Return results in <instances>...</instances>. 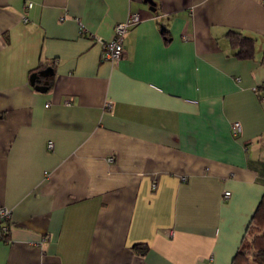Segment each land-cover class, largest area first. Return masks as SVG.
<instances>
[{"label":"crops","instance_id":"crops-1","mask_svg":"<svg viewBox=\"0 0 264 264\" xmlns=\"http://www.w3.org/2000/svg\"><path fill=\"white\" fill-rule=\"evenodd\" d=\"M262 94L264 0H0V264H231L264 192Z\"/></svg>","mask_w":264,"mask_h":264},{"label":"trees","instance_id":"trees-1","mask_svg":"<svg viewBox=\"0 0 264 264\" xmlns=\"http://www.w3.org/2000/svg\"><path fill=\"white\" fill-rule=\"evenodd\" d=\"M229 36L235 47V56L245 60L253 57L254 40L242 36L239 32L230 31ZM5 240L6 236L0 238ZM134 250L146 252L147 247L143 243H136ZM231 264H264V192L257 207L252 213V218L246 225L241 237V242L232 257Z\"/></svg>","mask_w":264,"mask_h":264},{"label":"built area","instance_id":"built-area-1","mask_svg":"<svg viewBox=\"0 0 264 264\" xmlns=\"http://www.w3.org/2000/svg\"><path fill=\"white\" fill-rule=\"evenodd\" d=\"M29 7L31 4L28 5ZM140 20L139 13H129L128 16L126 17V20L124 22H118L115 24L113 27V38L111 40H104V42L101 41V54L100 58L103 61H109L112 63H117L120 61L123 57L124 54V45H123V40L127 34L128 29L133 26L138 24ZM261 101L264 102V94L261 96ZM111 104L107 103L106 108H110ZM242 132V126L239 122L233 123L231 125V134L233 137H237L241 134ZM53 147V142H49L47 144V148L50 149ZM112 157L109 156V158L106 159L107 162L112 161ZM223 198L228 199L230 196V192H223ZM12 213L11 210L8 207H0V238L3 236H6L9 230V222L11 219ZM172 233V232H171ZM169 233V235H171Z\"/></svg>","mask_w":264,"mask_h":264},{"label":"water","instance_id":"water-1","mask_svg":"<svg viewBox=\"0 0 264 264\" xmlns=\"http://www.w3.org/2000/svg\"><path fill=\"white\" fill-rule=\"evenodd\" d=\"M54 75L52 67L47 66L44 69L35 70L29 77V84L34 88L35 91L45 93L48 91L49 78Z\"/></svg>","mask_w":264,"mask_h":264}]
</instances>
